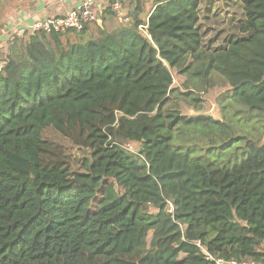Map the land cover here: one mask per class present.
<instances>
[{
  "label": "trees",
  "instance_id": "16d2710c",
  "mask_svg": "<svg viewBox=\"0 0 264 264\" xmlns=\"http://www.w3.org/2000/svg\"><path fill=\"white\" fill-rule=\"evenodd\" d=\"M134 2L111 31L9 36L0 264H264V0H232L221 40L214 0Z\"/></svg>",
  "mask_w": 264,
  "mask_h": 264
},
{
  "label": "crops",
  "instance_id": "0c3cea01",
  "mask_svg": "<svg viewBox=\"0 0 264 264\" xmlns=\"http://www.w3.org/2000/svg\"><path fill=\"white\" fill-rule=\"evenodd\" d=\"M83 1L84 0H0V45L1 43L6 45L9 36L12 34H24L36 21L47 17H61L66 15L68 12L77 8ZM115 3L120 7V15L112 9L116 16L113 19L109 17L103 19L100 17L99 13L106 7L107 0H95L98 17L96 24L99 26L104 24L108 31L117 28L122 23H127L129 21V15L136 5L134 0H115ZM139 4L142 8V16L147 20L149 14L156 6L155 0H139ZM203 5L204 4H202V7ZM218 5L219 0H214V3L211 5L210 10L212 11L210 16L214 14V7ZM223 11L232 12L230 8L226 7Z\"/></svg>",
  "mask_w": 264,
  "mask_h": 264
},
{
  "label": "rangeland",
  "instance_id": "374dc122",
  "mask_svg": "<svg viewBox=\"0 0 264 264\" xmlns=\"http://www.w3.org/2000/svg\"><path fill=\"white\" fill-rule=\"evenodd\" d=\"M233 2H235V0H233ZM231 3V5L233 6V11L231 9L232 12H221L219 14H221V16H214V14L212 15V18H209V20L207 22H203L204 23V28L208 30L207 35H206V40L209 38H212L214 35H221L219 37V39L221 40L222 37L228 33L231 32V30L229 31L230 27H232L234 25V23L241 19V15L239 14V9L237 6H234V3H232V0H219V5L218 8L219 9H223L224 5H229ZM204 9H207V5H205L202 9L203 12ZM225 13V14H224ZM119 21V20H118ZM225 29V30H223ZM220 44V41L216 42L214 44V46H217ZM4 43H1L0 45V69L2 67L3 64V60L6 54V49ZM174 84H178V80L174 79ZM225 91V88L221 87L220 85L215 86L213 89H210L208 91V93L206 95H203V99H204V104L203 107L204 109L202 110L201 113L205 114V115H212L214 117H216L217 119H221V111L217 105V100L216 98L221 95L223 92ZM182 112L183 114H187V115H195L197 114L196 112L190 110V109H186L184 106H182ZM52 133H47L46 137H50L51 138ZM137 148V146H133V149L135 150ZM100 199V193L98 194L97 198H96V202L92 205L91 210L93 211L95 209L97 200Z\"/></svg>",
  "mask_w": 264,
  "mask_h": 264
},
{
  "label": "built area",
  "instance_id": "2783aa9c",
  "mask_svg": "<svg viewBox=\"0 0 264 264\" xmlns=\"http://www.w3.org/2000/svg\"><path fill=\"white\" fill-rule=\"evenodd\" d=\"M113 10L120 15V7L117 3L113 4ZM98 20L97 9L95 0H84L77 8L68 12L66 15L61 17H47L45 19L34 22L30 27L31 33H59L65 34L69 31L79 32L83 29L84 25L96 23ZM141 29L146 27H140ZM168 212H172V205L168 204ZM210 260L214 261L215 264H256L254 262L236 263L235 261H223V260Z\"/></svg>",
  "mask_w": 264,
  "mask_h": 264
},
{
  "label": "water",
  "instance_id": "95a60500",
  "mask_svg": "<svg viewBox=\"0 0 264 264\" xmlns=\"http://www.w3.org/2000/svg\"><path fill=\"white\" fill-rule=\"evenodd\" d=\"M139 151L141 152V151H142V149L140 148V149H139Z\"/></svg>",
  "mask_w": 264,
  "mask_h": 264
}]
</instances>
